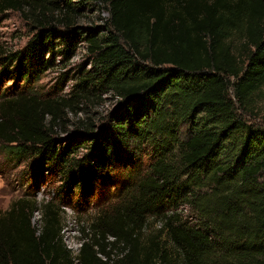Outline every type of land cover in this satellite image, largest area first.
I'll use <instances>...</instances> for the list:
<instances>
[{
  "label": "trees",
  "instance_id": "1",
  "mask_svg": "<svg viewBox=\"0 0 264 264\" xmlns=\"http://www.w3.org/2000/svg\"><path fill=\"white\" fill-rule=\"evenodd\" d=\"M90 3L109 17L83 30ZM8 10L33 34L15 51L0 43V145L31 162L29 186L41 170L60 184L0 216V264H264V127L237 112H252L264 86V0H0ZM56 40L63 59L85 42L90 67L66 97L27 93L54 64ZM108 92L119 105L104 123L54 137L66 110ZM112 177L123 190L81 229L74 257L61 207Z\"/></svg>",
  "mask_w": 264,
  "mask_h": 264
},
{
  "label": "rangeland",
  "instance_id": "2",
  "mask_svg": "<svg viewBox=\"0 0 264 264\" xmlns=\"http://www.w3.org/2000/svg\"><path fill=\"white\" fill-rule=\"evenodd\" d=\"M80 16L77 26L83 28H97L105 24L109 17L108 12L100 3L96 5L88 4L80 10ZM33 34L32 27L29 26L28 20L25 19L21 12L8 10L0 15V43L6 49L15 51L22 48L27 40ZM54 64L47 69L36 81L27 93L36 95L49 96L52 98L66 97L72 85L76 81L77 74L81 69L90 67L91 55L88 53L86 43L78 44L75 52L70 58L60 56L59 41L54 43ZM11 82H6L2 88L9 87ZM5 89V88H4ZM17 91V90H16ZM118 99L111 93H96L88 100L77 103L78 109L66 110L62 114L61 126L55 128L54 137L68 139L80 132L79 122L86 119L92 120L96 125L106 121V116L119 105ZM254 110L243 111L239 108L238 114L248 123L264 127V86L254 96ZM84 149H79V154ZM145 166L147 165L148 156H144ZM31 162L28 159L16 164L15 161L6 155L0 145V216L4 215L10 208L11 204L19 198L27 199L32 202L36 199L42 203L54 197L60 182L57 177L49 175L45 170H41L42 180L38 181L35 186H29V177L31 176ZM112 181L100 180L97 188L89 192L85 197H79L78 189H75L71 195V202L62 206V239L69 248H74L79 244L82 238H85L81 229L87 228L93 218L96 216L97 208L106 207L116 201L118 192L123 190L119 178ZM42 182V183H41ZM34 185V184H33ZM37 186V188H35ZM80 203V204H78ZM183 219L188 222H196L195 215L189 209L181 208ZM41 217V211L34 212L31 223L36 226ZM161 221L158 219L149 220L147 230L153 231L158 229ZM111 240V238H109Z\"/></svg>",
  "mask_w": 264,
  "mask_h": 264
},
{
  "label": "built area",
  "instance_id": "3",
  "mask_svg": "<svg viewBox=\"0 0 264 264\" xmlns=\"http://www.w3.org/2000/svg\"><path fill=\"white\" fill-rule=\"evenodd\" d=\"M80 246H81V243H79V244H78L76 247H74V248H70V249L72 250V255H73L74 257H77V255H78V253H79ZM74 264H81L78 258L74 259Z\"/></svg>",
  "mask_w": 264,
  "mask_h": 264
}]
</instances>
